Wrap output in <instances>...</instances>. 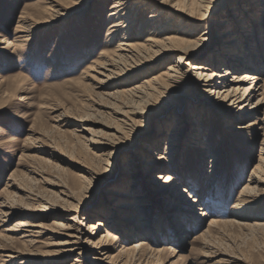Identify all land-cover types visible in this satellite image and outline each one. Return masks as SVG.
Masks as SVG:
<instances>
[{"label": "rangeland", "instance_id": "obj_1", "mask_svg": "<svg viewBox=\"0 0 264 264\" xmlns=\"http://www.w3.org/2000/svg\"><path fill=\"white\" fill-rule=\"evenodd\" d=\"M178 1L182 3L188 0L169 2L174 5ZM112 2L88 0L84 5L60 12L61 15L53 22H48L46 9L51 8V0H0V195L4 191L14 192V183L24 184L23 176L27 174V170L32 166L41 165V160H48L52 166L62 167L70 177L76 175L74 167L60 162L58 158L50 157V154L60 155L71 151L75 134L86 135L89 129L101 130V127L94 123H106L109 118L98 115L97 105L108 106L111 103L107 97L109 93L134 86L138 83L137 79H144L145 76L136 78V74H133L127 79L124 78L125 80L107 83L101 88L96 87V83L90 79L96 76L88 71L98 60L99 54L113 51L124 34L115 37L113 43L110 42L108 30L112 21H109L108 15ZM224 2L226 3L209 20L200 24L201 30L208 33L209 39L203 46L205 49L197 54V57H206L218 49L224 42L222 32L227 26L238 29L241 17L253 14L257 21L261 19L260 4H250L257 0ZM246 6H249L248 12H252L251 14H244ZM151 11L145 9L141 14H137L139 16L134 23L135 29L130 33L132 39L144 32L142 36L145 40L154 31L146 27L152 15ZM26 17L41 22L33 27L32 34L20 31V28H23L22 19ZM168 17L165 16L162 21L165 23ZM224 23L229 25L224 26ZM171 25L175 31L178 28V20ZM239 27L242 30L246 24ZM241 37L243 44L245 41L243 36ZM11 40L17 46L9 50L6 47ZM174 56L168 57L165 62L168 63ZM158 69L149 66L142 72L151 75L162 70ZM260 73L264 79V69ZM201 98L194 90H186L177 94L170 102L159 101L152 108L153 111L148 113V119L139 129L140 139L132 148L127 146V149L122 151L112 169H109L110 172L98 178L102 181L99 186L82 200L81 213L75 223L77 227L81 228L86 224L88 215L106 203L105 190L110 187V183L122 176V171L124 172L130 160L137 159L134 154H140L139 149L147 144L161 126L171 121L175 113L182 116L190 110L191 105H196L198 109L201 106ZM169 103L176 106L169 108ZM207 115L208 113H205L200 122L203 125L202 143L205 151H195L192 148L186 150L183 139L182 157L177 158L174 167L171 168L169 164L165 166V172L171 169V173L184 188L191 192L188 194L191 198L185 196L187 205L182 207L187 223L192 222L191 233L174 238H164L162 235L161 238L153 236L149 240L143 236L132 239L124 232L129 230L131 224H120L121 217H107L104 223L118 241L109 240L107 255H103L105 251L92 252L91 248H88L89 250L84 252L85 260L82 264H214L220 259H231L234 264H264V196L255 204L238 207L244 199L242 192L251 180L252 171L259 166V158L264 156L261 153L264 140V104L256 116L262 120L258 130L227 131L223 120L217 117L208 121ZM236 121H233V125ZM142 167L137 162L133 170L137 181L135 191L145 197L139 207L143 208L141 211L152 219L154 225L160 227L167 219L164 213L167 209L164 210L161 203L165 196L155 193L154 190L160 188L151 189L146 185ZM46 174L49 177L56 176L50 167H47ZM128 180L131 185V179ZM36 190L44 193L48 189L40 182ZM33 195L28 194L30 197ZM38 195L49 201L54 200L51 194ZM29 201L33 206L38 205V202ZM239 208L241 211H237ZM16 210L23 209L16 207ZM61 217L58 213H53L38 222L44 225H49L55 220L64 222ZM127 218L129 220L130 216ZM19 219L21 218H12L0 227V264H46L47 259L42 258L40 254L52 252L53 248L44 246V239L30 249L32 256L14 259L8 257L14 255L15 251L24 250L25 245L22 244L20 236H15L16 240L12 244L2 239V236L7 234L6 231ZM213 222L217 225L210 226ZM207 229L210 233L209 245L198 237ZM104 230H101V233ZM140 243H144L140 252L131 255L132 248ZM122 248L129 251L123 255ZM151 250L162 252L158 256H151ZM78 254L79 251L48 264H71L79 257Z\"/></svg>", "mask_w": 264, "mask_h": 264}, {"label": "bare ground", "instance_id": "obj_2", "mask_svg": "<svg viewBox=\"0 0 264 264\" xmlns=\"http://www.w3.org/2000/svg\"><path fill=\"white\" fill-rule=\"evenodd\" d=\"M87 1L51 0V8L46 9L48 22H53L58 15H61L60 12L77 5H84ZM112 1L108 15L109 21H112L108 30L110 42L113 43L115 37L124 34L113 51L108 50L99 54L98 60L88 71V73H95L96 76L90 79L96 83V87L101 88L107 83L127 79L133 74H136V78L145 77L142 80L137 79L138 83L134 86L123 87L109 93L107 97L111 103L108 106L96 104L99 106L96 110L98 115L109 118V122L106 123L93 122L101 127V130L89 129L86 135L75 134L71 151L64 152L60 154L61 156L55 153L50 154V157L58 158L60 162L74 167L76 175L70 177L66 173L67 170L64 169V171L62 167L52 166L48 160H41L42 166H32L27 170V174L23 176L24 184L14 183L12 185L14 192H2L0 227L12 218H21L6 231L7 234L3 235L2 239L12 244L16 240L14 237L18 235L22 244L25 245L23 251H15L14 255L8 256L9 258L32 256L30 249L38 241L42 242V239H44L42 243L44 246L53 248L52 252L40 254L42 258L47 259L46 264L62 260L66 255L75 254L78 251L79 257L71 264H82L85 260L84 252L89 250L88 248H91L92 252L105 251L103 255H107L109 240L118 241L104 223L107 217L109 219L121 217L120 224H131L128 230L130 234L127 233V229L124 232L132 239L142 236L147 237L148 240L153 236L161 238L162 235L164 238L186 236L191 233L192 222L187 223L182 207L187 205L185 196L187 198L191 192L184 188L177 177L171 173V169L165 172L167 170L165 166L169 164L171 168L174 167L177 158L182 157L181 142L183 141L186 143V150L192 148L195 151H205L202 143L203 125L200 123L205 113H208L206 118L208 121L217 117L223 120L227 125L225 127L227 131L258 130L262 122L256 116L259 115L264 104V79L260 73L264 69V57L262 58L264 55V0L250 3L260 4L262 9L260 21L255 19L252 12H248L249 6H246L244 14L251 15L241 17L238 23L240 26L246 24V27L240 30L239 25L238 29L227 26V29L222 32L224 42L206 57H197V54L203 52L205 49L203 46L209 39L208 33L201 30L200 24L209 20L226 3L224 2L226 0H188L182 3L178 1L174 5L169 2L170 0ZM220 2L221 4H218ZM145 9L152 10L146 27L154 31L145 40L142 36L144 32L132 39L130 33L135 29L134 23L139 16L137 14H141ZM234 12L241 14L238 11ZM165 16L169 17L164 23L162 19H165ZM28 17L22 19L24 20L23 28L22 30L20 28V31L32 34L33 27L41 22L32 21ZM175 20H178V28L174 31L171 24ZM227 24L224 23V26ZM241 36L245 41L243 44ZM18 40L20 42V39ZM16 46L11 40L6 48L12 50ZM171 56L174 57L170 58L168 63L165 62ZM149 66H153L155 70L158 68L162 70L151 75L143 73L142 71ZM186 90H194L202 97L199 100L202 107L199 106L197 109L196 105H191L188 112L182 116L175 113L171 121L161 126L147 144L139 149L140 154L138 152L134 154L137 159L128 162V166L124 172L122 171V176L110 183V187L104 193L106 203L88 215L85 219L86 224L81 228L77 227L75 223L81 213L82 200L99 186L102 181L98 178L110 172L109 169H112L122 151L127 149V146L132 148L140 139L139 129L148 119V113L159 101L170 102L176 98L177 94ZM169 106L171 108L176 105L169 103ZM233 121L237 123L233 125ZM262 143L261 153L264 154V140ZM78 154L80 156H77ZM259 161V166L252 171L251 180L249 179L248 185L242 192L244 199L238 207L255 204L264 196V156L260 157ZM137 162L145 171L143 178L146 185H149L151 189L160 188L154 190L155 193L165 196L161 203L164 210L167 209L164 211L167 219L160 227L154 225L152 219L146 217L143 210L141 211L143 208L139 207L145 201V197H141L140 193L135 191L137 181L133 170ZM47 167H50L56 176H50V178L46 174ZM152 172L155 173L152 174ZM128 179H131L132 186ZM40 182H43L48 189L44 193L36 190ZM28 194L35 195L30 197ZM38 194H51L54 200H46ZM188 198H191V195H188ZM29 200L38 202V205L33 206ZM192 202L194 203V198ZM16 207L23 210L18 211ZM53 213L62 216L61 219L64 222L55 220L49 225L38 222ZM128 216H130L129 220ZM212 225L216 226L217 223H210V226ZM103 229L105 230L101 233ZM208 231L207 229L198 236L206 245L211 244ZM143 244L134 246L130 252L131 255L138 254ZM128 251L122 248L121 253L125 255ZM161 252V250H151L150 255L158 256ZM230 261L220 259L214 264H229ZM234 263L231 261V264Z\"/></svg>", "mask_w": 264, "mask_h": 264}]
</instances>
